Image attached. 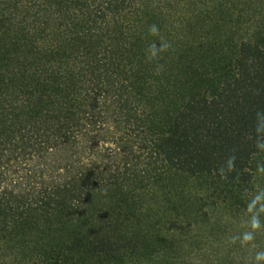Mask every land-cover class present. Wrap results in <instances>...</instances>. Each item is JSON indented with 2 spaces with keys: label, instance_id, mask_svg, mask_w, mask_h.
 <instances>
[{
  "label": "trees",
  "instance_id": "trees-1",
  "mask_svg": "<svg viewBox=\"0 0 264 264\" xmlns=\"http://www.w3.org/2000/svg\"><path fill=\"white\" fill-rule=\"evenodd\" d=\"M254 217L207 264H264V0H0V264H180Z\"/></svg>",
  "mask_w": 264,
  "mask_h": 264
},
{
  "label": "rangeland",
  "instance_id": "rangeland-1",
  "mask_svg": "<svg viewBox=\"0 0 264 264\" xmlns=\"http://www.w3.org/2000/svg\"><path fill=\"white\" fill-rule=\"evenodd\" d=\"M228 223L224 218V220L214 226L208 223L201 225L200 228L190 232L186 239L174 238L176 243L180 242L183 245V249L180 251V254H176L173 258L178 255L177 260L180 264L211 263L216 259L215 254H213L216 247L213 244L214 242L228 241L233 238L244 239V234L249 232L252 224L246 221L245 218H240V220L235 218L231 224ZM206 256H209L211 261L205 259Z\"/></svg>",
  "mask_w": 264,
  "mask_h": 264
},
{
  "label": "clouds",
  "instance_id": "clouds-1",
  "mask_svg": "<svg viewBox=\"0 0 264 264\" xmlns=\"http://www.w3.org/2000/svg\"><path fill=\"white\" fill-rule=\"evenodd\" d=\"M150 31H151V34H153V35L159 34V29L156 25L150 26ZM161 70H162V67L157 70V74H159ZM257 115H259V112H257ZM251 227H252L253 231L259 230L261 228V223H260L258 217L253 218ZM251 239H253V235L251 232L244 234V240L245 241H248ZM256 259H257V261L264 260V253H258L256 256Z\"/></svg>",
  "mask_w": 264,
  "mask_h": 264
}]
</instances>
